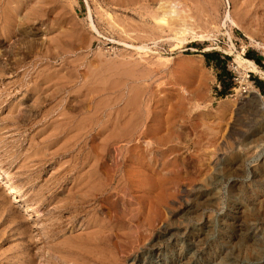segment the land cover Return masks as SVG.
Masks as SVG:
<instances>
[{
  "label": "rangeland",
  "instance_id": "rangeland-1",
  "mask_svg": "<svg viewBox=\"0 0 264 264\" xmlns=\"http://www.w3.org/2000/svg\"><path fill=\"white\" fill-rule=\"evenodd\" d=\"M239 54L264 0H0V264H264Z\"/></svg>",
  "mask_w": 264,
  "mask_h": 264
},
{
  "label": "built area",
  "instance_id": "built-area-1",
  "mask_svg": "<svg viewBox=\"0 0 264 264\" xmlns=\"http://www.w3.org/2000/svg\"><path fill=\"white\" fill-rule=\"evenodd\" d=\"M227 71L232 75L234 88L232 89L233 92L230 95L231 98H233L235 101L239 102L244 99V96H246L249 93L250 90V84L254 85L255 81H251L252 74L250 70H246L241 68L238 64H230L227 65Z\"/></svg>",
  "mask_w": 264,
  "mask_h": 264
},
{
  "label": "bare ground",
  "instance_id": "bare-ground-1",
  "mask_svg": "<svg viewBox=\"0 0 264 264\" xmlns=\"http://www.w3.org/2000/svg\"><path fill=\"white\" fill-rule=\"evenodd\" d=\"M136 49H138L139 51L140 50H143L144 48H142V47H138V48H136ZM236 61L239 63V65L241 66V67H244V66H246V69L247 70H250L251 72H253V73H255L256 75H259V76H261V78H263L264 79V71H262L257 65H256V63L254 62V61H252V60H249V59H247V58H245V57H243V55L242 54H239V55H236ZM129 74V73H128ZM131 77V76H130ZM250 87H251V85H250ZM251 93V95H255V98H257V100L259 99V100H264V97H262L260 94H258L257 93V91H255L254 89L250 92ZM253 97V96H252ZM141 115V114H140ZM141 133V132H140ZM115 148V147H114ZM133 152V151H132ZM91 175H93V174H91ZM92 177V176H91ZM104 184V183H103ZM17 189V188H16ZM15 190V189H14ZM86 191V190H85ZM14 192V191H13ZM97 193V192H96ZM98 195V194H97ZM253 229V228H252ZM227 257V256H226ZM226 260V259H225Z\"/></svg>",
  "mask_w": 264,
  "mask_h": 264
},
{
  "label": "trees",
  "instance_id": "trees-1",
  "mask_svg": "<svg viewBox=\"0 0 264 264\" xmlns=\"http://www.w3.org/2000/svg\"><path fill=\"white\" fill-rule=\"evenodd\" d=\"M216 57V54H211V55H208V56H206V58L207 59H211V58H215ZM250 59H252L254 62H258V59L257 58H254V57H252L251 55L250 56H248ZM229 73V72H228ZM226 90V88L224 87V91ZM222 93V92H221Z\"/></svg>",
  "mask_w": 264,
  "mask_h": 264
}]
</instances>
